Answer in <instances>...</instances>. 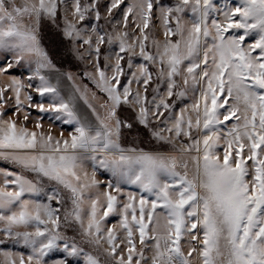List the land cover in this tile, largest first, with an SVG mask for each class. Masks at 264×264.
Wrapping results in <instances>:
<instances>
[{"label":"snow or ice","instance_id":"6c2138e0","mask_svg":"<svg viewBox=\"0 0 264 264\" xmlns=\"http://www.w3.org/2000/svg\"><path fill=\"white\" fill-rule=\"evenodd\" d=\"M0 161V264H264V0H0Z\"/></svg>","mask_w":264,"mask_h":264},{"label":"rangeland","instance_id":"374dc122","mask_svg":"<svg viewBox=\"0 0 264 264\" xmlns=\"http://www.w3.org/2000/svg\"><path fill=\"white\" fill-rule=\"evenodd\" d=\"M17 74H19V73H17ZM65 86L66 87H69V85H65ZM33 99L36 100L37 97L34 96ZM9 114H11V113H9ZM33 114L34 115H37L38 113H36L34 111ZM44 123H45V125H47L49 123L47 117H45ZM60 127H61V125L59 124V122H57V124L53 128V132L54 133L58 132L60 130ZM68 131H70V129L65 128V134H67ZM0 166H5L4 165V162L0 161ZM98 178L101 179V180H104L105 179V177L103 175H99V174H98ZM133 190H136V189L133 188ZM115 219H117V218L116 217H113V216H110L108 218V223L111 224V223L115 222ZM9 247H11V245H9ZM15 250H17V251H24L25 249L22 246H16V249ZM60 254H62V252L60 250H56L52 254H50L49 259H54V258H56L57 255H60ZM76 259H78V258H76Z\"/></svg>","mask_w":264,"mask_h":264}]
</instances>
